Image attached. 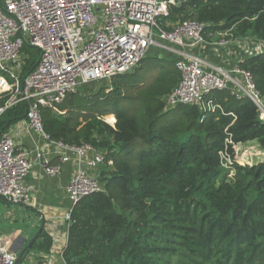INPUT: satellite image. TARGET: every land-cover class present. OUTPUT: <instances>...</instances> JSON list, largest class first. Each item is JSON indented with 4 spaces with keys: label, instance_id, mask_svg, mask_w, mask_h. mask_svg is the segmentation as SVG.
Instances as JSON below:
<instances>
[{
    "label": "trees",
    "instance_id": "16d2710c",
    "mask_svg": "<svg viewBox=\"0 0 264 264\" xmlns=\"http://www.w3.org/2000/svg\"><path fill=\"white\" fill-rule=\"evenodd\" d=\"M184 19L203 24L206 42L219 39L220 32L229 40H264V0H181L159 23L170 30ZM161 50L145 54L134 68L148 63L150 72L142 77L116 74L96 91L66 94L56 110L39 109L49 140L88 143L104 152L101 190L72 206L64 263L264 264V159L224 167L219 155L226 148L233 156L226 138L264 150V120L249 97L238 99L229 88L204 95L221 110L205 113L197 104L166 108L164 97L180 74L174 54ZM24 51L30 55L26 73L38 54L26 46ZM238 67L264 98V51ZM26 108L20 102L0 115V137L25 117ZM109 114L113 125L103 119ZM36 241L43 250L51 245L43 230Z\"/></svg>",
    "mask_w": 264,
    "mask_h": 264
},
{
    "label": "built area",
    "instance_id": "2783aa9c",
    "mask_svg": "<svg viewBox=\"0 0 264 264\" xmlns=\"http://www.w3.org/2000/svg\"><path fill=\"white\" fill-rule=\"evenodd\" d=\"M180 2L0 0V99L3 101L0 115L9 107L26 103L27 129L49 140L42 130L41 107L56 110V104L82 84L129 72L151 46H160L174 54V65L180 74L176 86L164 97L166 108L197 104L205 113L221 110L219 104L204 95L213 89L229 88L238 99L249 97L258 109L259 119L264 120V98L254 89L247 71L239 69L238 64L228 70L206 66L200 55L206 44L202 23L184 19L173 24L170 30L160 25L159 20L167 16L168 7ZM217 36L220 46L234 40L227 39V32ZM240 39L244 40L247 56L264 51V40ZM24 46L38 54L26 73L30 55ZM233 73L237 74L234 79ZM112 120L114 124V116ZM54 143L62 153L61 161H66L70 152L78 157V167L65 185L71 203L65 215L69 222L72 206L80 198L101 190L98 172L88 174L85 165L97 168L104 161V152L88 143L80 146ZM226 144L233 148V156L226 148L219 152L224 167L237 162L235 152L239 147L229 138ZM31 166L27 151L19 149L13 137L4 133L0 137V199L18 205L28 202L24 180ZM42 166L49 175L59 171V165H50L48 158L42 160ZM15 260L16 255L3 244L0 234V264H14Z\"/></svg>",
    "mask_w": 264,
    "mask_h": 264
},
{
    "label": "crops",
    "instance_id": "0c3cea01",
    "mask_svg": "<svg viewBox=\"0 0 264 264\" xmlns=\"http://www.w3.org/2000/svg\"><path fill=\"white\" fill-rule=\"evenodd\" d=\"M241 40L243 39L236 38L224 46L217 44L219 40L206 42L200 55L210 69H231L247 57L244 40L243 43ZM236 75L233 73L232 78ZM5 133L13 137L19 149L27 151L32 166L24 180L29 193L28 202L18 205L0 199V234L3 244L17 257L18 251L38 232L42 223L41 230L51 238L50 247L43 250L35 246L40 230L18 264H65L62 257V250L68 238V222L65 215L71 207L65 185L78 167V157L74 152H70L69 158L61 161L59 146L44 139L40 133L27 129L24 118L13 122ZM45 158H48L50 165H59L56 174L45 173L42 166V160ZM100 167L101 164L97 168L85 165L90 175L98 172Z\"/></svg>",
    "mask_w": 264,
    "mask_h": 264
},
{
    "label": "rangeland",
    "instance_id": "374dc122",
    "mask_svg": "<svg viewBox=\"0 0 264 264\" xmlns=\"http://www.w3.org/2000/svg\"><path fill=\"white\" fill-rule=\"evenodd\" d=\"M156 47H158L160 49L155 48V47L150 48L146 52V55L147 56H152V55H155V54L164 53L161 49H165V48L160 47V46H156ZM167 52L170 55V52L168 50H167ZM168 53H165L163 55L167 56ZM144 63L145 62L141 63V65H143ZM130 72L133 75H136L138 77H142L147 72H150V69L148 67V63H146V64L143 65V67L141 69H132ZM82 85L84 87H81ZM82 85L79 86L80 92H88L89 90H91V92H93V91H96L97 88L106 85V82H105V80H99V81H92V82H89V83H85V84H82ZM103 119L107 123L113 124L112 114L103 116ZM235 155H236V160H237L238 163H241V164H245V163L254 164V163L258 162L259 160H263L264 159V150H258V148L253 143H247V144H244V145H240L236 149ZM231 174H232V172L230 171V175Z\"/></svg>",
    "mask_w": 264,
    "mask_h": 264
},
{
    "label": "water",
    "instance_id": "95a60500",
    "mask_svg": "<svg viewBox=\"0 0 264 264\" xmlns=\"http://www.w3.org/2000/svg\"><path fill=\"white\" fill-rule=\"evenodd\" d=\"M43 224L41 223L40 228L38 229V232L42 229ZM38 232L34 234V236L27 242L25 246H23L20 251L17 253V257L14 264H18L24 256V254L29 250V248L32 246L33 241L36 239Z\"/></svg>",
    "mask_w": 264,
    "mask_h": 264
}]
</instances>
